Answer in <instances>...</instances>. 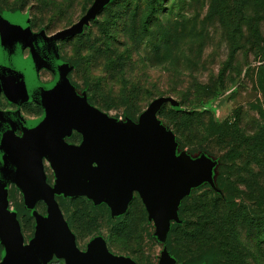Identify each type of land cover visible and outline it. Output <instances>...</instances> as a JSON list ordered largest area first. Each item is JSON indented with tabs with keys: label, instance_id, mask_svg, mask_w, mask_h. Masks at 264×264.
Listing matches in <instances>:
<instances>
[{
	"label": "rangeland",
	"instance_id": "rangeland-1",
	"mask_svg": "<svg viewBox=\"0 0 264 264\" xmlns=\"http://www.w3.org/2000/svg\"><path fill=\"white\" fill-rule=\"evenodd\" d=\"M0 13L13 18L17 33L48 38L43 45L48 58L33 70L29 93L11 99L0 91V119L9 124L2 141L15 158L34 125L55 136L59 151L89 146L96 152L125 134L128 125L149 135L143 168L152 179L150 203L146 206L136 190L128 199L134 196L135 216L145 229L144 264H180L166 239L171 225L180 222L183 198L190 207L194 196L204 194L249 207L247 181L254 166L264 181V152L255 163L249 151L258 144L264 148V60L256 55L264 50V0H0ZM84 30L83 43L93 52L80 55L74 52L77 42L66 39ZM72 57L84 66L70 65ZM84 80L92 89H103L99 99L114 98L125 87L134 89L133 95L137 85L138 98L147 103L131 118L117 104L99 110L81 89ZM113 83L117 90L107 95L104 90ZM181 99L203 117L238 123L239 139L212 135L206 124L177 135L157 113L161 105L183 109ZM46 156L27 179L20 169L11 173L0 162V264H136L135 244L108 230L122 218L128 201L122 210L103 196L70 201L84 188L68 191L63 177L55 180ZM59 202L68 208L88 206L91 221L84 237L74 241ZM240 240L253 251L245 228ZM252 257L253 264L263 263L264 252L254 251Z\"/></svg>",
	"mask_w": 264,
	"mask_h": 264
},
{
	"label": "trees",
	"instance_id": "trees-1",
	"mask_svg": "<svg viewBox=\"0 0 264 264\" xmlns=\"http://www.w3.org/2000/svg\"><path fill=\"white\" fill-rule=\"evenodd\" d=\"M144 22H149V16ZM30 24L33 27V21ZM99 29L105 34L106 29L104 27H99ZM87 33L84 30L82 33L72 34L66 39V41L77 42L74 44V52H77V54L82 55L84 51H90V47L83 43ZM99 54H102V52L99 51ZM256 55H258V58L260 57V61L264 60V50H259ZM67 61L72 66L83 64L79 63L75 57L67 59ZM71 73L72 70L69 69L68 77ZM113 79L114 76L110 77L111 81ZM71 83L74 86H79L77 83ZM90 86L91 83L84 80L81 89L86 93L88 102L99 110H102V107H113L117 104L124 107L125 117L131 118L133 114H140L147 103V101L138 98L137 93L139 94L141 91L140 87L137 88V85L133 95L130 94L134 89L130 90L125 87L126 90L121 89L120 93L114 98L106 96L105 99L101 97L99 99L97 95L98 90H103L102 88L97 86L96 89H92ZM109 86V92L104 90L107 95L117 90L116 83ZM120 94H124L126 98L121 97ZM178 104L183 109L174 107L166 109L165 105H161L157 115L168 120L172 124L175 133L180 137L183 136L185 128L193 127L196 124L201 126L206 124L211 129L212 135H221L222 138L227 135L229 137L235 136L236 138L232 137L233 139L230 142H236L239 139L240 127L238 123L228 124V120L224 123H218L211 115L203 117V114L199 111L190 110V107L182 99L179 100ZM184 138L186 139V136ZM179 141H181L180 138ZM231 151L233 152L234 149L231 148ZM249 151L252 154L253 162L256 163L257 156L264 152V148L258 144L255 147L249 146ZM255 168L256 166L251 171L253 177L250 181H247L250 194L248 198L249 207L242 203L237 204L228 197L222 198L206 194L194 196L190 207L187 204L188 198H183L178 209L180 222L171 225L166 239L168 251L177 258L180 264H253L254 256L251 259L250 257L254 251L255 253L257 251L264 252V181H260V174L254 171ZM70 199V201L84 200L85 195H74ZM133 202L134 196L128 201L127 209L122 218L110 224L108 230L112 234L123 235L125 241H131L135 244L133 251H131L133 255H139V257H136L135 262L136 264H144L140 254L142 253L141 245L144 241L145 229L142 227V221L135 216L136 208H134ZM59 207L65 214L74 241L84 237L89 232L88 226L89 221H91L88 215V206L75 207L70 205L68 208V204L59 202ZM64 207L67 209H64ZM140 209L147 217L143 203ZM242 228H245L250 235L253 251L250 248L248 249L240 240ZM259 264H264V260L263 263L259 261Z\"/></svg>",
	"mask_w": 264,
	"mask_h": 264
},
{
	"label": "crops",
	"instance_id": "crops-1",
	"mask_svg": "<svg viewBox=\"0 0 264 264\" xmlns=\"http://www.w3.org/2000/svg\"><path fill=\"white\" fill-rule=\"evenodd\" d=\"M9 17L0 13V35L3 36H0V91L11 99H18L29 93L33 70L48 58L49 54L43 47L48 38L42 34L17 33L10 25L13 24V18ZM9 31H14L15 36H8ZM33 136L37 140L46 138L55 152L68 159L67 164L56 163L41 146L36 152V172L40 170L46 153L51 160L50 166L57 174L55 180L63 177L71 193L76 192L72 188L73 181L75 186L84 188L83 195L91 198L103 196L118 210H122L135 190L142 194L146 206L150 203L152 179L143 168L149 135L144 134V129L139 126L128 125L125 134L113 138L96 152L91 151L89 146L73 149L63 147L64 151H59L58 144L55 146L53 142L55 136H50L43 125H34L22 145H28Z\"/></svg>",
	"mask_w": 264,
	"mask_h": 264
},
{
	"label": "water",
	"instance_id": "water-1",
	"mask_svg": "<svg viewBox=\"0 0 264 264\" xmlns=\"http://www.w3.org/2000/svg\"><path fill=\"white\" fill-rule=\"evenodd\" d=\"M6 128L7 122H5L3 119H0V138L1 136H5L4 132ZM140 129L144 128L140 127ZM33 137H31L30 141L28 142L29 144H26L23 147V152L20 154L19 160H15L12 155L7 152V149L4 144L0 143V162L4 164L7 171L13 173L16 167H20L22 169V175L25 179L31 176L33 172L36 173V152L41 146L45 148V150L52 157L54 162L67 164V157L63 154H58L57 152H55L48 144L46 138H41L37 140L35 136ZM72 188L77 191L78 188L83 187L75 186L74 182L72 181Z\"/></svg>",
	"mask_w": 264,
	"mask_h": 264
},
{
	"label": "flooded vegetation",
	"instance_id": "flooded-vegetation-1",
	"mask_svg": "<svg viewBox=\"0 0 264 264\" xmlns=\"http://www.w3.org/2000/svg\"><path fill=\"white\" fill-rule=\"evenodd\" d=\"M2 120V119H1ZM9 124H7V126H8ZM2 138H3V136H1V138H0V143H2V144H4V146L6 147V145H5V143H3V141H2ZM24 147V146H23ZM6 149H7V147H6ZM23 149V148H22ZM7 152H9V150L7 149ZM23 151L21 150V153H22ZM10 153V152H9ZM20 153V154H21ZM11 154V153H10ZM12 155V154H11ZM12 157L15 159V160H19V158H15L13 155H12ZM19 157H20V155H19ZM18 169H20V171L22 170L20 167H16L15 168V170L13 171V172H16L17 173V171H18ZM83 195V194H82ZM86 196V195H85ZM88 197V196H87Z\"/></svg>",
	"mask_w": 264,
	"mask_h": 264
}]
</instances>
